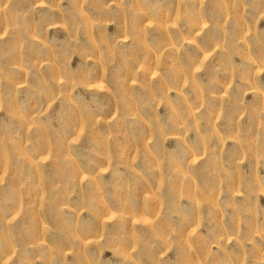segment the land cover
I'll return each instance as SVG.
<instances>
[{
  "label": "rangeland",
  "instance_id": "1",
  "mask_svg": "<svg viewBox=\"0 0 264 264\" xmlns=\"http://www.w3.org/2000/svg\"><path fill=\"white\" fill-rule=\"evenodd\" d=\"M0 264H264V0H0Z\"/></svg>",
  "mask_w": 264,
  "mask_h": 264
}]
</instances>
